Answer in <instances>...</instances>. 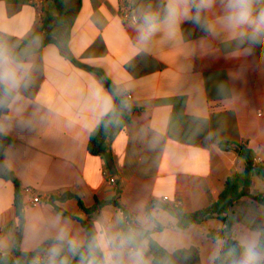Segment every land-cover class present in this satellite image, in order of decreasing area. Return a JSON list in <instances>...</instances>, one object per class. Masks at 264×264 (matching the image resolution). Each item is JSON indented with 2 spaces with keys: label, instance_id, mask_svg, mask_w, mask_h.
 I'll return each instance as SVG.
<instances>
[{
  "label": "crops",
  "instance_id": "obj_1",
  "mask_svg": "<svg viewBox=\"0 0 264 264\" xmlns=\"http://www.w3.org/2000/svg\"><path fill=\"white\" fill-rule=\"evenodd\" d=\"M124 6L129 18L122 17ZM253 9L255 16L264 0H254ZM146 13L157 16L158 27L142 41L137 29ZM194 15L193 0H45L41 7L0 0V45L13 56L24 53L20 63L31 66L26 86L9 96L0 88V134L11 140L3 162L18 183L22 208L19 219L14 186L0 178V253L13 251L17 232L24 253H51L58 249L51 240L84 246L86 224L101 253L98 264L112 245H97L119 244L125 231L134 240L124 249L125 264L137 248L151 264L140 229L168 252L195 247L200 264H214L222 240L207 233L222 230V221L208 216L178 229L162 206L193 213L216 201L225 179L244 170L240 145L264 159V42L249 40L247 25L227 24L223 0L199 13L201 24ZM70 57L101 71L119 96H131L124 98L126 119L113 122L109 160L91 155L87 143L111 111L112 95L96 72ZM249 194L264 196L263 166L256 167ZM227 215L232 239L258 241L259 204L242 197Z\"/></svg>",
  "mask_w": 264,
  "mask_h": 264
},
{
  "label": "trees",
  "instance_id": "obj_2",
  "mask_svg": "<svg viewBox=\"0 0 264 264\" xmlns=\"http://www.w3.org/2000/svg\"><path fill=\"white\" fill-rule=\"evenodd\" d=\"M56 20L58 21V19ZM61 38L62 41L65 40V37ZM24 56L25 54L20 53L18 50H16L14 53V57L19 62L23 61ZM69 59L74 66L80 69L96 72L112 95L113 107L111 111L100 119L96 128L91 131L87 143V150L91 155L101 156L106 160H109L108 141L114 130L113 122L118 117H122L124 120L126 119L124 98L115 92L114 86L101 71L90 68L87 65L76 61L72 57ZM10 142L11 140L9 138L0 134V178L10 181L13 184L16 213L19 219H21L22 208L19 204L18 183L13 174L7 169L3 162V151ZM219 146L221 148H229L230 143L221 142L219 143ZM236 152L237 155L245 162L244 170L240 173L232 174L225 179L223 189L218 195L217 200L208 207L193 213H183L176 206H162V208L175 219V226L178 229H185L192 224H198L208 216H215L222 221V230L218 231L217 233H213V231H208L207 233L209 237L215 240H222V248L219 255L214 259V264H232L233 259L243 252L242 244L231 237H227V233L230 231L232 225V221L227 214L233 204L242 197H248L254 200L264 209V196L253 197L249 194L251 177L255 174L256 169L252 165L254 153L246 145H240ZM68 196L69 195H65L63 198ZM110 202L119 207L125 217L128 219L125 209L120 204H118L114 199ZM95 209L96 206L83 210L90 213ZM57 211L63 216H68L62 210ZM83 226L86 230V242L84 246L77 247V251L75 253L70 251L68 244L64 242L56 240L49 241L58 245L59 255L56 258L57 264H60V261L63 260H66L67 264H88V261L95 260L98 264V261L101 258V253L94 247L92 243V235L88 226L86 224H83ZM140 234L147 242L148 252L151 256V264H200L199 254L195 247L182 248L168 252L150 238L149 231L140 229ZM124 235L125 238L131 236L126 231ZM18 242L19 233L17 232L15 235L13 251L10 254L0 253V264H36L35 257L41 253L42 249L31 253L20 252L18 248ZM90 245H93L91 249ZM257 246L261 250H264V226L259 232Z\"/></svg>",
  "mask_w": 264,
  "mask_h": 264
},
{
  "label": "clouds",
  "instance_id": "obj_3",
  "mask_svg": "<svg viewBox=\"0 0 264 264\" xmlns=\"http://www.w3.org/2000/svg\"><path fill=\"white\" fill-rule=\"evenodd\" d=\"M225 7V20L232 28H237L242 25L251 27L252 32L248 36L249 40L256 43L264 42V9H261L258 14L253 15L254 0H223ZM214 0H193V7L196 15L192 16L193 23L201 24V17L199 13L207 8H210ZM177 8L172 5L169 7V18L174 22L177 18ZM142 25L137 29L139 32V39L144 41L157 30V16L152 13H146L143 16ZM243 35V33H241ZM31 66L20 63L10 53V51L3 45H0V88H3L5 96L18 91L21 87L26 86ZM4 101L0 99V104ZM64 233L61 234L60 239L65 238ZM134 243L131 236L122 238L119 244L114 240H108L106 244L97 245L99 247H106L112 245L111 251L104 252V258L100 264H125L123 259L124 249L127 245ZM69 250L75 253L77 251V244L73 240L68 241ZM93 245H90V249ZM59 250L53 248L50 254L49 264H57V256ZM60 264H67L66 260L60 261ZM88 264H97L95 260L88 261ZM127 264H145L143 260V252L139 248L128 251ZM233 264H264V250L257 246L255 239L249 240L243 245V252L239 260H234Z\"/></svg>",
  "mask_w": 264,
  "mask_h": 264
},
{
  "label": "built area",
  "instance_id": "obj_4",
  "mask_svg": "<svg viewBox=\"0 0 264 264\" xmlns=\"http://www.w3.org/2000/svg\"><path fill=\"white\" fill-rule=\"evenodd\" d=\"M30 2L35 6V7H41L42 4L45 2V0H30ZM122 17L123 18H129V7L124 6L122 8ZM125 100H130L131 96L129 94H126L124 96ZM252 165L254 168L258 167V166H263L264 167V159H262L259 156L254 155L253 160H252ZM26 192L30 193L29 189H26ZM164 200H167V197L164 198ZM37 203L36 200H32L31 204L35 205ZM50 254L51 253H45V254H38L35 257V263L36 264H49V259H50Z\"/></svg>",
  "mask_w": 264,
  "mask_h": 264
},
{
  "label": "water",
  "instance_id": "obj_5",
  "mask_svg": "<svg viewBox=\"0 0 264 264\" xmlns=\"http://www.w3.org/2000/svg\"><path fill=\"white\" fill-rule=\"evenodd\" d=\"M107 166H108L109 171H110L112 174H114V173H115V169H114V167H113L111 161H108V162H107ZM227 237H228V238L231 237V233H230V232L227 233Z\"/></svg>",
  "mask_w": 264,
  "mask_h": 264
}]
</instances>
